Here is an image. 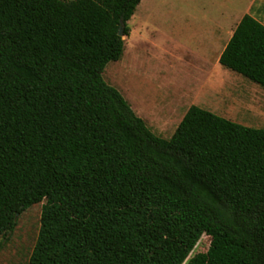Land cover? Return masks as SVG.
I'll return each mask as SVG.
<instances>
[{
  "label": "trees",
  "instance_id": "16d2710c",
  "mask_svg": "<svg viewBox=\"0 0 264 264\" xmlns=\"http://www.w3.org/2000/svg\"><path fill=\"white\" fill-rule=\"evenodd\" d=\"M141 1L0 0V235L45 200L30 264H264V128L192 105L165 139L103 78ZM219 62L264 88V24Z\"/></svg>",
  "mask_w": 264,
  "mask_h": 264
},
{
  "label": "rangeland",
  "instance_id": "374dc122",
  "mask_svg": "<svg viewBox=\"0 0 264 264\" xmlns=\"http://www.w3.org/2000/svg\"><path fill=\"white\" fill-rule=\"evenodd\" d=\"M243 7L240 0H142L129 20L130 34L123 36V56L107 64L103 78L123 94L154 133L165 139L174 135L192 105L264 128V112L248 109L239 96L247 88L263 92L264 88L215 63V46H211L206 67L194 52L198 41L209 38L222 13L237 20L241 11L236 10ZM260 94L264 110V93ZM233 95L238 99L235 103ZM45 204L44 200L26 209L18 216L14 230L0 235V264H30ZM210 242L211 238L203 235L187 260L206 253Z\"/></svg>",
  "mask_w": 264,
  "mask_h": 264
},
{
  "label": "crops",
  "instance_id": "0c3cea01",
  "mask_svg": "<svg viewBox=\"0 0 264 264\" xmlns=\"http://www.w3.org/2000/svg\"><path fill=\"white\" fill-rule=\"evenodd\" d=\"M244 2L245 7L242 10L237 9L236 11H241L239 18L237 20L232 19L231 15L222 13L220 18L218 19L217 23H214L211 27V35L208 39L198 41V46L196 47V54L200 58V61L206 67L208 65L207 59L209 56V52L211 51V46H215L217 48V55L215 57V63L219 62L220 56L225 49L226 45L228 44L229 40L233 36L234 30L238 26L239 22L243 18L245 14H251L257 20L264 24V0H240ZM235 20V21H234ZM220 47L219 51L218 48ZM220 63V62H219ZM249 89V90H248ZM247 91H243L241 96L242 101L246 102V106L248 109H257L263 110V100L261 93L263 91L257 89L247 88ZM260 94V95H259ZM243 96H247L244 100ZM231 100L238 101V99L233 95ZM232 120V119H230ZM242 124V123H241ZM245 125V124H244ZM248 126V125H246ZM251 127V126H250Z\"/></svg>",
  "mask_w": 264,
  "mask_h": 264
},
{
  "label": "water",
  "instance_id": "95a60500",
  "mask_svg": "<svg viewBox=\"0 0 264 264\" xmlns=\"http://www.w3.org/2000/svg\"><path fill=\"white\" fill-rule=\"evenodd\" d=\"M119 34L121 36H124V22L123 21H121V27L119 29Z\"/></svg>",
  "mask_w": 264,
  "mask_h": 264
}]
</instances>
